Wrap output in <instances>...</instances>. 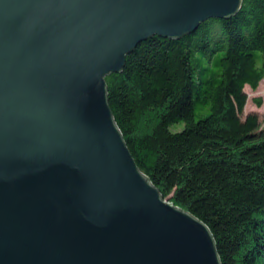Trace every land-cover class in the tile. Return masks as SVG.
<instances>
[{
    "label": "water",
    "instance_id": "1",
    "mask_svg": "<svg viewBox=\"0 0 264 264\" xmlns=\"http://www.w3.org/2000/svg\"><path fill=\"white\" fill-rule=\"evenodd\" d=\"M242 0H0V264H221L137 166L105 76Z\"/></svg>",
    "mask_w": 264,
    "mask_h": 264
},
{
    "label": "trees",
    "instance_id": "2",
    "mask_svg": "<svg viewBox=\"0 0 264 264\" xmlns=\"http://www.w3.org/2000/svg\"><path fill=\"white\" fill-rule=\"evenodd\" d=\"M263 78L264 0L177 38L155 34L105 76L137 166L207 224L221 264H264V128L220 123L224 92Z\"/></svg>",
    "mask_w": 264,
    "mask_h": 264
},
{
    "label": "rangeland",
    "instance_id": "3",
    "mask_svg": "<svg viewBox=\"0 0 264 264\" xmlns=\"http://www.w3.org/2000/svg\"><path fill=\"white\" fill-rule=\"evenodd\" d=\"M255 98L261 99L260 105ZM221 104V124L252 126L258 123L264 128V78L256 88L246 82L239 93L224 92Z\"/></svg>",
    "mask_w": 264,
    "mask_h": 264
}]
</instances>
